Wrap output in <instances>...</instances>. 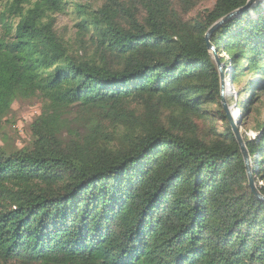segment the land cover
<instances>
[{
    "label": "trees",
    "instance_id": "1",
    "mask_svg": "<svg viewBox=\"0 0 264 264\" xmlns=\"http://www.w3.org/2000/svg\"><path fill=\"white\" fill-rule=\"evenodd\" d=\"M247 1L0 0V129L40 104L29 143L0 144V264H264L205 39ZM209 42L264 197V0Z\"/></svg>",
    "mask_w": 264,
    "mask_h": 264
},
{
    "label": "rangeland",
    "instance_id": "2",
    "mask_svg": "<svg viewBox=\"0 0 264 264\" xmlns=\"http://www.w3.org/2000/svg\"><path fill=\"white\" fill-rule=\"evenodd\" d=\"M84 1V0H81ZM213 2L208 1L202 4H199L190 14L189 16L195 17L199 13H202L205 9H208L212 6ZM255 5V4H254ZM253 5V6H254ZM72 17L66 14L60 13L58 16L59 25H68L71 24ZM214 53L220 58L222 56L225 57V53L221 51L217 53L216 50ZM213 57V56H212ZM221 63V62H220ZM222 64V63H221ZM227 82L226 93L223 96V101L227 107V110L234 115L236 121L240 118V111L235 105V100L237 97L238 88H234L232 85L230 78H225ZM243 97V99H245ZM264 103V101H263ZM40 104L37 101H26V100H16L13 105L11 112L8 116L5 117L2 128L0 129V144L1 145H14L16 147H22L29 143L30 141V132H29V124L33 120V118L39 113ZM217 124H220L217 122ZM238 125V129L240 132L244 130L243 126ZM248 134H254V131L249 127L246 131Z\"/></svg>",
    "mask_w": 264,
    "mask_h": 264
},
{
    "label": "water",
    "instance_id": "3",
    "mask_svg": "<svg viewBox=\"0 0 264 264\" xmlns=\"http://www.w3.org/2000/svg\"><path fill=\"white\" fill-rule=\"evenodd\" d=\"M259 1H261V0H248L247 3L245 4V6H243L242 8H239L237 10H234V11L230 12L229 14H227L226 16H224L217 23H215L211 28H209V30L205 34V39H206V42H207L206 43L207 44V48L209 49L211 55L213 56V59L215 60V63H216V66H217V69H218V72H219L221 102H222L223 108H224V110H225V112L227 114L228 120H229V122L231 124L234 137H235V139H236V141L238 143V146H239V148L241 150V153H242V156H243L245 169H246V174H247V177H248L249 187H250L252 193L256 197H258L259 199H263L264 200V197L259 193V191H258V189H257V187H256V185L254 183L250 155H249V153H248V151L246 149L243 136H242L241 132L238 129L237 121L235 120L234 115L227 110V107H226L224 101L222 100L224 94L226 93V89H227V85L226 84H227V82H226V79H225V74H224V71H223V68H222V64L220 63V61L218 59V56L214 53V51H215L214 47L209 42V38H210L211 32L220 23H222L223 21L227 20L228 18H231V17L235 16L238 13H241V12L246 11L247 9H250L255 3L259 2Z\"/></svg>",
    "mask_w": 264,
    "mask_h": 264
},
{
    "label": "built area",
    "instance_id": "4",
    "mask_svg": "<svg viewBox=\"0 0 264 264\" xmlns=\"http://www.w3.org/2000/svg\"><path fill=\"white\" fill-rule=\"evenodd\" d=\"M251 135H253V134H251Z\"/></svg>",
    "mask_w": 264,
    "mask_h": 264
}]
</instances>
